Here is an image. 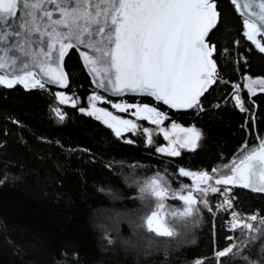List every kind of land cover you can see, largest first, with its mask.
<instances>
[{
	"label": "trees",
	"instance_id": "16d2710c",
	"mask_svg": "<svg viewBox=\"0 0 264 264\" xmlns=\"http://www.w3.org/2000/svg\"><path fill=\"white\" fill-rule=\"evenodd\" d=\"M217 2L222 23L217 25L219 31L213 30V42L226 50L218 68L228 84L210 87L204 111L178 112L158 105L178 124L194 125L203 133L195 149H183L178 157L157 153L144 142L141 128L155 129L145 120H139L141 128L135 133L123 132L117 137L107 125L79 111L80 106L87 107V97L95 90L105 97L101 106L128 115L106 102L116 98L94 88L75 50L65 60L70 78L66 90L50 85L44 90L0 85V180L7 177L0 184V264H55L65 258L60 255L63 252L69 260L77 253L76 264H218L214 253L229 243L227 236L239 235V229L231 232L226 228L230 215L204 210L198 224L188 222L186 226L185 218L179 216L183 202L171 196L163 203L170 214L177 213L173 216L176 230L171 237L161 236L171 242L167 247L145 252L120 236L121 230L132 232L127 222L134 215H144L156 205V198L148 192L140 198L138 185L150 182L157 173L170 180L173 188L181 181L191 184L189 178L178 175L179 167L192 171L222 168L233 157L238 163L243 154L264 142V92L249 94L242 79L244 75L264 76V54L244 37V18L231 1ZM234 83L241 86L254 118L235 106ZM58 91L77 98L75 107L63 106L66 116L62 122L50 112ZM138 98L142 103L154 101L129 97L131 101ZM169 124L164 122V126ZM152 138L156 146L167 144L156 131ZM100 188L110 189L112 194ZM232 193L239 212L264 215V194L235 187ZM210 196L213 205L221 199ZM108 228L109 237H105ZM221 259L229 264L231 257Z\"/></svg>",
	"mask_w": 264,
	"mask_h": 264
},
{
	"label": "snow or ice",
	"instance_id": "6c2138e0",
	"mask_svg": "<svg viewBox=\"0 0 264 264\" xmlns=\"http://www.w3.org/2000/svg\"><path fill=\"white\" fill-rule=\"evenodd\" d=\"M231 3L244 17V37L264 54V0H245L242 8L250 11H242L238 0ZM18 12V19L8 24ZM218 21L222 23L217 0H0V85L12 88L19 84L24 89L40 90L48 84L67 87L70 78L61 62L69 50H75L97 89L111 91L118 97L127 93L147 96L158 102L106 101L120 112L149 121L155 129L142 128L144 142L157 153L178 157L183 149H195L203 133L194 125L178 124L158 104L172 110L204 111L209 88L228 84L218 68L226 50L218 49L213 42L216 33L212 30L219 31ZM8 37H14L11 43ZM237 68L238 65L234 70ZM242 79L249 94L264 92V76L244 75ZM231 87L235 106L247 111L239 95L241 86ZM55 97L61 104L76 106L74 95L56 92ZM87 100V107L80 106L79 111L94 116L117 137L141 128L133 119L97 107V102L105 101V97L95 90ZM52 111L61 121L65 119L66 113L59 108ZM165 121L170 124L162 126ZM153 131L168 144L156 146ZM177 172L180 177L191 178L192 183L181 181L178 188H173L170 180L157 173L150 182L138 185L140 198L148 192L156 198L157 208L164 207L168 196L179 199L184 205L179 216L185 218L186 226L188 222L198 224L204 210L210 214L228 213L232 217L228 221L230 230L239 229V235L227 236L229 243L214 253L218 264L229 256V264L237 260L239 264H264V215L255 211L238 214L230 187L240 185L264 193V142L258 149L243 154L238 163L196 171L179 167ZM99 190L112 194L110 189ZM210 194L221 199L213 205ZM238 215H246V220ZM143 219L158 236H173L156 211ZM60 255L65 258L57 259L55 264H76L78 259L75 252L71 260L67 252Z\"/></svg>",
	"mask_w": 264,
	"mask_h": 264
},
{
	"label": "rangeland",
	"instance_id": "374dc122",
	"mask_svg": "<svg viewBox=\"0 0 264 264\" xmlns=\"http://www.w3.org/2000/svg\"><path fill=\"white\" fill-rule=\"evenodd\" d=\"M58 92H65V91H58ZM66 94L69 95V96H73L72 94H69V93H66ZM97 94L101 95L100 93H97ZM101 102H103V101L97 102V107H103V106L100 105ZM137 102H139V101H136L135 103H137ZM76 103H77V100H76ZM139 103H142V102H139ZM67 105H71V103L61 104L60 101L57 99V102L54 103V104H52L50 106V112L54 116V118H55V120L57 122H62V121L57 117L56 113L53 112L52 109L53 108H59L64 113L63 106H67ZM115 110H117V109H115ZM117 111L120 112L119 110H117ZM131 111H134V109L131 110ZM112 113L114 115H118V114H116L114 112H112ZM120 113H124V112H120ZM126 114H128V115L127 116H122V117L127 118V119H133V120L136 121V123L138 125H140L139 124V120H142V119H139V118H136V117L131 116L130 115V112H128ZM119 116H121V115H119ZM146 122H148L149 124H151L149 121H146ZM162 126H164V125H162ZM142 128H144V127H142ZM147 128H149V127H147ZM151 135H152V133H151ZM259 143H260L259 144V146H260L261 143H262V141H260ZM167 144H168V141H167ZM167 144H165V145H167ZM231 161L235 162L236 161V158L233 157L231 159ZM152 211H156L157 214H158V216H161L162 217V222L167 227H169L173 231V234H174V232L176 230V228H175V226L173 224L174 223L173 221L175 220V217H173L174 215H172L168 211H166L164 209V207L163 208H157L156 205H155L153 207V209H151L148 213H145L144 215H141V216L139 215L137 217L134 215V217L131 218L127 222L128 223V226L130 227V229H132V228L133 229H132V232L131 233L124 232L123 230H121L120 236H121V238H122V240L124 242L128 243L130 246H134V247L140 249L141 251H145V252H153V251H156L158 248L167 247L168 246L167 243H171L168 239H163V238H161V236H158L156 233H152V232H148L147 231L149 229L147 228V225L144 222V219L143 218L146 217V216H148V215H150ZM111 222L112 221H110L107 224V226H110ZM109 229L110 228H108V230L105 232V237H109V233H108L109 232Z\"/></svg>",
	"mask_w": 264,
	"mask_h": 264
},
{
	"label": "water",
	"instance_id": "95a60500",
	"mask_svg": "<svg viewBox=\"0 0 264 264\" xmlns=\"http://www.w3.org/2000/svg\"><path fill=\"white\" fill-rule=\"evenodd\" d=\"M231 1V0H230ZM245 2V0H238V3L241 5V10L242 11H250V9H248V10H245V9H243L242 8V5H243V3ZM236 9V8H235ZM239 13V12H238ZM240 14V13H239ZM241 15V14H240ZM242 16V15H241ZM18 17H19V12L17 13V17L16 18H11V19H9V21L7 22L8 24H11V23H13V21L15 20V19H18ZM243 17V16H242ZM244 18V17H243ZM218 23H219V21H218ZM214 30V29H213ZM212 30V31H213ZM0 31H2V28H0ZM211 34V33H210ZM259 37V36H258ZM8 39H9V43H11V41L14 39V37H8ZM250 42V41H249ZM251 43V42H250ZM70 51L71 50H69V53H70ZM78 53V52H77ZM78 55H79V53H78ZM67 56L68 55H66L65 56V58H64V60L61 62L62 63V66H63V68H64V70L67 72V70H66V68H65V60H66V58H67ZM81 60V59H80ZM81 62H82V60H81ZM82 65H83V63H82ZM85 69V71H86V73L88 74V76L90 77V79H91V82H92V85L94 86V88H96V84L93 82V80H92V77H91V75L88 73V71H87V69L86 68H84ZM69 84H70V82H69ZM69 84H68V86H69ZM48 85H50V86H52V87H55V88H57V89H59V90H66L67 88H68V86L67 87H61V86H59V85H54V84H48ZM97 89V88H96ZM210 89V88H209ZM98 91H100V92H102L103 94H105V95H107V96H109V97H112V98H120V97H124V96H128V97H147V96H138V95H135V94H132V93H127V94H124L123 96H116V95H114L111 91H105L104 89H97ZM149 98H151V97H149ZM151 99H153V98H151ZM154 100V99H153ZM160 104H162V103H160ZM163 106H165V105H163ZM166 108H168L167 106H165ZM169 109V108H168ZM172 110V109H171ZM189 110H191V109H188V110H173V111H178V112H183V111H189ZM199 142V141H198ZM230 187H235V188H242V189H245V188H243L242 186H240V185H236V186H230ZM245 190H247V191H250V192H254V193H261V192H257V191H252L251 189H245ZM261 194H264V193H261Z\"/></svg>",
	"mask_w": 264,
	"mask_h": 264
},
{
	"label": "built area",
	"instance_id": "2783aa9c",
	"mask_svg": "<svg viewBox=\"0 0 264 264\" xmlns=\"http://www.w3.org/2000/svg\"><path fill=\"white\" fill-rule=\"evenodd\" d=\"M234 84H238V83H234ZM239 95H240V97H241V101H242V103L244 104V107L247 109V111H241L239 108V110L241 111V112H245L246 114H247V117L250 115L252 118H254V115H251V111H250V108L248 107V105L246 104V102H245V100H244V98H243V92H242V89L240 90V92H239ZM120 100H124V101H126V102H128V103H135L136 101H139V102H141L140 101V99L138 98V99H136L135 101H131L130 99H129V97L128 96H124V97H120V98H116V100L115 101H113V102H119ZM234 100V99H233ZM234 102L236 103V101L234 100ZM158 102H156V101H153L152 103H150V104H157ZM254 104V103H253ZM159 105V104H158ZM255 105V104H254ZM112 106V105H111ZM165 111V110H164ZM167 111V110H166ZM168 112V111H167ZM169 114V113H168ZM233 161H231L229 164H231ZM187 178H189V177H187ZM191 181H192V179L191 178H189ZM201 187H203V185H201ZM234 203V202H233ZM237 210V209H236ZM237 212H238V214H240L241 212H239L238 210H237ZM238 218H241V219H245L246 220V215H243V216H241V215H238ZM232 219V217L230 216L229 217V219L227 220V224H226V228L229 230V231H231V232H234L235 230H230V226H229V224H228V221L229 220H231Z\"/></svg>",
	"mask_w": 264,
	"mask_h": 264
},
{
	"label": "flooded vegetation",
	"instance_id": "af4514ba",
	"mask_svg": "<svg viewBox=\"0 0 264 264\" xmlns=\"http://www.w3.org/2000/svg\"><path fill=\"white\" fill-rule=\"evenodd\" d=\"M259 38V37H258ZM195 194V193H194Z\"/></svg>",
	"mask_w": 264,
	"mask_h": 264
}]
</instances>
